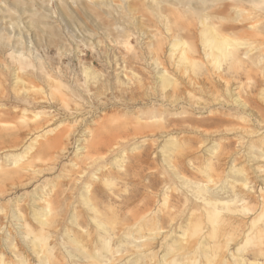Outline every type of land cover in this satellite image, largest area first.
<instances>
[{
  "label": "bare ground",
  "instance_id": "obj_1",
  "mask_svg": "<svg viewBox=\"0 0 264 264\" xmlns=\"http://www.w3.org/2000/svg\"><path fill=\"white\" fill-rule=\"evenodd\" d=\"M25 1L28 5L25 3L24 7L18 0H0V98L8 94L19 101V105L12 103L8 111L15 113L20 130L31 136L21 146L22 139L15 131L1 137L12 147L0 151V198L11 196L18 188L31 187V179L50 175L57 163L60 170L54 182L47 179L25 194L29 199L27 215L22 209L23 196H17L14 202L5 201L12 203L11 218L16 221L19 244L0 224V235L5 234L0 237V264H264V0L156 2V6L166 5L173 15H193L200 27L199 45L170 34V23L162 14L159 18L163 20L164 33L154 34L157 45L150 48L148 43L144 44L148 56L141 55L145 59L143 71L148 69L155 80L156 95L147 93L149 85L142 77L131 70V76L128 75L127 68L121 66L120 74L126 80L115 76L119 92H127V84L135 83L132 90L142 91L147 98L154 96L159 104L166 103L162 105L163 112L167 111L164 106L175 109L187 105L193 111L206 108L209 103L228 109L214 113L211 107L206 108L211 116L208 120H191L198 138L165 135L167 138L157 146V166L163 169L158 177L141 174V153L133 157L135 166H126L129 155L141 148L138 143L118 150L116 140L127 128L124 116L114 117L108 125L101 126L97 135L88 128L74 134L73 127L85 118L43 130L55 120L51 111H30L50 99L57 107L74 111L80 107L82 96L91 95L88 85H78L74 76L64 81L60 67H51L48 56L40 54L46 53L45 48L38 51L45 40L59 39L65 30L77 27L79 18L105 37L108 51L120 44L121 52L132 53L128 41L131 28L124 21L128 14L124 0H91L78 11L68 2L66 9H53L44 1ZM220 1L231 5L227 7ZM213 5H217L216 10L209 13ZM228 8L238 23H249H245L246 30L240 37L221 26V17ZM112 14L117 17H111ZM35 17L38 22L33 21ZM101 17L108 19L116 39L110 38V32L101 26ZM47 24L53 26L52 31L46 29ZM80 29V35L67 32L71 38L69 46L78 39L92 38L91 31ZM164 42L167 48L162 52ZM65 50L57 48L59 58L74 51L66 50L67 54ZM163 59L171 73L161 63ZM83 76L84 82L96 81L98 74L87 67L83 68ZM37 79L41 86L29 84ZM204 81L209 85L203 86ZM242 85H249L245 93L241 92ZM206 97L209 102L203 99ZM0 108L3 131L9 125L10 113L3 111L5 105ZM156 117H149L150 128L160 126L162 118ZM135 119L139 122L142 116ZM188 122L187 118L165 121L178 127ZM205 123L225 128L230 124L225 131L237 133L239 149H231L232 144L222 138L210 139L214 135L201 130ZM48 136L51 137L46 139ZM77 136L72 154L69 146ZM40 139L46 140L39 144ZM106 157H110L109 162ZM61 159L65 163L58 162ZM27 175L33 177L23 182ZM135 179L142 183L141 189L140 184L131 185ZM61 181L64 191L58 193ZM2 204L0 222L7 216ZM61 207L67 211L65 215L60 214L64 210L57 211ZM61 216L65 226L55 242H49L56 235L57 219Z\"/></svg>",
  "mask_w": 264,
  "mask_h": 264
},
{
  "label": "rangeland",
  "instance_id": "obj_2",
  "mask_svg": "<svg viewBox=\"0 0 264 264\" xmlns=\"http://www.w3.org/2000/svg\"><path fill=\"white\" fill-rule=\"evenodd\" d=\"M7 1L13 2V0H7ZM39 1L40 3L44 1V4H48V7H51L53 9H54V6L55 7L60 6L59 8L66 9L67 5L65 4V2H68V6H71L75 11H78L77 9H79V7H83L87 1H91V0H38V2ZM92 1H97V0H92ZM147 1L148 2L150 1V2L148 3ZM158 1L160 0H145V2L144 0H124L126 7H128L127 8L128 14L124 16L123 15L124 13H122L121 15L124 16V21L126 23L127 28L128 26L131 28L129 29L130 30L129 34H131V36L128 41L130 43L131 48H133L132 53L125 54L121 52L120 49L122 48H120V44L115 45V47L114 45L111 46L110 51H108L106 49L107 41L105 37L102 35H99L98 34L99 32H96L95 29L90 25V23L86 22L84 18H79L81 20L80 24L77 27L71 26L69 28V31L65 30L64 33L61 34L59 39H55L56 41L53 40V41L48 42L47 40H45V42H42L43 47L39 48L38 51L40 53L42 49L44 48L46 49L45 51H43L46 53H40V54L42 55L45 54L46 56H48L47 58L49 59V64L51 65V67H57V66L60 67L62 74L65 76L63 77L64 81L66 82H68L69 80L68 78L70 77L72 78L74 76L77 80L75 82L78 85H84V86L88 85L87 88L90 89L91 95L89 97L82 96V98L80 99V107H78L74 111L73 110L69 111V110L63 109L62 107H57L54 100H51V99L48 100V102L45 104L35 105L30 110L32 112H35L36 108L38 110H43L46 108V110L48 112L51 111L50 112L51 115L55 117V120L53 119L52 124H50L48 127L41 128L43 130L52 129L56 127L58 124H60L61 122L69 123L76 119L85 118L83 122H80L78 125H75V127H73L72 131L74 132V134H77L78 131L81 132L85 128H88L92 132L93 135H97L99 128L101 126L108 125L110 120L113 119L114 117L118 118V117L124 116L127 122V128L123 131V135H120V137L117 138L116 140L118 143V148H119L118 150H121V149L126 150L130 148L131 145L132 146L134 144L137 145L138 143H140L139 146L141 148L139 150L140 152L135 151L134 153L129 155V159L126 163V166L127 167L135 166L136 163L133 161V157L138 156V154L141 153L140 154L141 161L139 163L142 167L141 174L143 176H150L149 174H151L152 176H155V177H158L159 173H161L163 170L161 167L157 166V164H160V154L158 153L159 148H157V146L159 145L160 147L162 142L167 138V137L165 138V135L186 137V138H190L191 140H193V138H198L200 135L196 134L195 129H194L195 124L192 121L193 120H197V121L208 120L209 117L211 116L208 113V111H206V108L211 107L210 110H214L213 111L214 113L215 111L217 112V110H220L222 112H226L228 110L225 107L224 108L220 107V105H217V103H209V105H207L206 108H194V110L192 109L193 111H191V107L187 105L185 106L183 105L181 107L178 106L175 109L170 108V107L169 109L168 106H164L166 107L167 111L163 112L162 105H165L166 103H164L163 101L162 104H159L153 99V97L156 95V90L154 89L155 80L151 76L152 73L150 71H147L148 69L143 71L142 68L145 65V59H144V56L141 57V55L144 54L145 57L148 56V54L146 53L147 50H143L147 43H148L147 45H150V48H153L157 45L156 39L153 38L154 34L164 33V28L161 23V21L163 20H160L159 17L163 15L167 17L166 20L169 21L170 23V28H169L171 30L170 34H175L181 39L187 40L190 43H195L197 47L199 45L198 44L199 43L198 32L200 30L199 25H197L198 22L193 15L187 12L180 13V14L177 13V15L176 14L173 15L174 13H171L169 10H167V7H165L166 5L162 4V6L161 5L156 6L157 5L156 2ZM181 1L185 3L190 0H181ZM193 1H190V2H193ZM25 3L26 5H28L25 0H18V4L19 5L22 4L21 6L25 7L26 5H23ZM220 3L225 4L227 7L231 5V3L227 1H220ZM216 7L217 5H213V7L210 8L209 13H213L216 10ZM229 10L231 9L228 8L226 12L224 13V15L221 17L222 18L221 26L227 27L229 34H232L233 36L235 35V37H240L241 32L243 33L245 27L247 26L246 24L248 22L244 21L242 23H238L239 21H237L233 12H231L232 10L230 11V13H229ZM111 17L116 18L117 16L116 14H112ZM35 18H32L34 19L33 21L38 22L39 19L37 17ZM100 21H101V26L103 25L102 27L106 28L108 32H110L109 37L112 39L114 38L116 39L117 34H115L116 32L112 29L113 27L112 26L110 27V24L108 23V19L106 18L103 19V17H101ZM174 22L176 24H174ZM228 23L230 25H228ZM47 26L48 27H46V29L48 31L53 30V26L51 24H47ZM81 27L83 28L85 27L86 29L91 31L93 33L92 38L78 39L76 42H74L72 46H69L68 40L70 41L71 38H68L67 32L74 31V33H76L77 35H80L79 32L81 31L80 29ZM111 29L112 31H110ZM61 47H63L67 51L70 49L71 50L74 49V51L71 52L69 56L66 55V56L59 58V56L57 55L58 53L57 48H61ZM166 48H167V43L164 42L162 45V49H163L162 52L163 51L165 52ZM144 51L146 54L144 53ZM161 63L164 65L165 68H168L167 71L172 72V69L168 67V63L166 62V60L165 61L164 59L161 60ZM120 66L122 69L124 67L127 68L126 73L128 75L131 76V74H129L131 70L135 72L138 76L142 77L145 84L149 85V89L147 90V93L154 94V96L147 98L146 96L142 95V91H139V93H137L136 91L132 90L135 87V83L134 84L132 83L131 85L130 82L129 83L127 82L128 86L125 87L128 90V91L126 90L127 92L125 93L119 92L118 83L116 82L115 76H118L123 81L126 80L123 77V74L122 73L120 74L121 72ZM87 67H91L97 72L98 76H97L96 81L91 79L88 82H84L86 80L84 79V76H83V68H87ZM130 76L128 77L130 78ZM244 81L245 80H243V84L246 83V81L245 82ZM208 83H209L208 81H204L202 85L203 86L205 85L206 87L209 85ZM29 84L35 87L41 86V83L38 79L30 82ZM248 87L249 85H247V87L246 85L244 86L242 85L241 92L245 93V91H248ZM105 89H107V91H105ZM221 89H222V86L220 85L217 86L218 91H220ZM243 93H241L242 96L246 97ZM21 96L22 95H20L18 98L21 99L20 98ZM203 99L207 102L210 101L208 97L203 98ZM12 103H15L16 105L20 104L19 101H16V99L13 100L12 95L7 94L5 98H0V105L6 106V108H4L3 111L5 110L8 111V109L10 108L9 106ZM71 105H74V104L71 103ZM153 108L155 109L148 113V111ZM179 108L183 111H181ZM1 110L2 109L0 108V111ZM180 112H182V114L180 115H177V116L171 115L172 113L176 114ZM13 115H15V113H12V110H11L10 118L8 120L9 125L4 127L3 131H0V151L4 150L5 148L12 147L10 146L11 144H9L8 142L7 143L3 142V138H1V137L8 136L9 135L8 131H15L20 134V138L23 141L21 140L19 142L20 143L19 146H21V144L26 142V139L28 137H31V136H28V137L26 136L27 131L20 130V126L15 122ZM138 115H141L142 119L139 122H136L135 117ZM151 116H154V117L159 116L162 118L158 122L160 125L158 128H150L152 121H150L149 117ZM183 118H187L189 122L188 124H185V125L183 124L182 127L169 126L167 123H165L166 120H168L169 122H174V121H179L180 119H183ZM43 120L47 121V119H43ZM226 126L228 127L225 128L223 125L217 127V126L209 125L208 123H205L201 125V130L206 131L207 135L210 134L211 136L213 135L215 136V137L214 136L209 137L210 139L214 140V139L222 138V140H224L225 143L230 142V144H232L231 149L234 148L235 150H238L239 146L237 145L236 140H235L237 133L234 131L231 133L225 131V129H228L231 125L226 124ZM50 137L51 136H48L46 137V139ZM77 138L78 136L73 139L72 144L74 143V140ZM46 139H40L39 144L45 141ZM153 140H155L154 143L152 142ZM39 144L35 146V149L38 148ZM72 144L70 145L71 147L69 146L70 148L69 152H72L73 154L75 147H74V144L73 145ZM207 144H208V141L204 143V146H206ZM100 153H102V151ZM106 159H108L107 161L109 162L110 157H106ZM59 161L62 162L61 164H63L65 163L66 160L61 159V160H58V162ZM39 164L37 163V166H39ZM58 164L59 163L56 164L57 166H54V170L50 172V175L47 174L44 176L43 175L36 176L35 178L31 179L30 184H33L32 186L30 185L31 187L18 188L16 192L12 194L11 196L5 195L4 197L0 198V203L1 204L3 203L2 206H5V208L7 209V216L5 217V219L1 218V222H0L1 227L6 228V230L10 232L11 237L13 239H16L17 244H19L18 243L19 237L17 236V225H16V221L13 218H11V211H10L12 208L10 205L12 203L5 204V201L6 200L13 201V199L17 198V196L18 197L23 196L22 209L25 215H27L29 212V209L26 205L29 206V202H28L29 199L25 197V194H27L29 191H32L34 186L42 185L44 182H46L47 179H49V181L54 182L60 170V168H58L59 166ZM29 177L32 178L33 176L27 175V177L24 178L23 182L29 179ZM261 179L262 177H260L259 180ZM36 180H39V181H36ZM132 181L133 182L131 183V185L133 187L137 186V184H140L138 188L141 189L142 183H140L139 180L137 181L135 179V181L134 180ZM146 181H147V178H146ZM63 186H64V181H61V183L57 187L58 193H61V191L62 192L64 191ZM2 199H4V201ZM61 209L64 211H60ZM57 211H60V214L63 213V215H65V213L67 212L64 209V207L57 209ZM57 222L59 223V225L56 227V230H55L56 235H53L52 240H50L49 242H55L56 236L60 232H62L63 227L65 226L63 225L62 216L57 219ZM2 235L4 236L5 234H2ZM2 235H0V237H2ZM59 237L58 239H60ZM0 245L2 244L0 243ZM5 251H7L8 253V250L6 248H5Z\"/></svg>",
  "mask_w": 264,
  "mask_h": 264
}]
</instances>
